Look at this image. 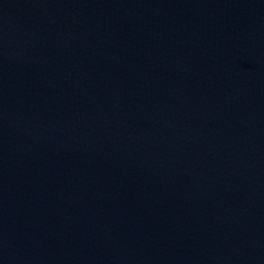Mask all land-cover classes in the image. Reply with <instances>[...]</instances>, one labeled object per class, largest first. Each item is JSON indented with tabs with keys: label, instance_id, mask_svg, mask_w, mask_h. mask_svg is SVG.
Instances as JSON below:
<instances>
[{
	"label": "water",
	"instance_id": "95a60500",
	"mask_svg": "<svg viewBox=\"0 0 264 264\" xmlns=\"http://www.w3.org/2000/svg\"><path fill=\"white\" fill-rule=\"evenodd\" d=\"M0 264H264V0H0Z\"/></svg>",
	"mask_w": 264,
	"mask_h": 264
}]
</instances>
